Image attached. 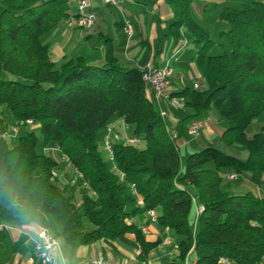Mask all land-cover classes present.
<instances>
[{
    "label": "trees",
    "instance_id": "trees-1",
    "mask_svg": "<svg viewBox=\"0 0 264 264\" xmlns=\"http://www.w3.org/2000/svg\"><path fill=\"white\" fill-rule=\"evenodd\" d=\"M164 1L173 8L170 32L194 45L203 80L202 88L188 87L172 96L193 110L187 119H203L215 108L227 124L222 141L245 147L247 159L208 147L182 165L142 71L119 64L111 39L105 38L102 65H90L83 56L60 68L52 61L50 46L41 39L71 18V0H0V108L9 111L15 127L31 122L40 132L10 137L0 118V218L14 223L42 213L61 225L60 237L71 249L132 233L145 259L161 241L147 242L130 221L154 210L159 226L180 239L172 264H220L222 258L231 264H261L264 203L252 192L232 194L222 184L227 174L264 173V125L252 138L247 135L252 122L264 115V0L223 10L220 18L228 29L219 33V55H211L215 43L210 33L191 16L193 0ZM117 121L141 143L117 144L111 162L99 138ZM18 138L16 146L8 141ZM46 147L59 148L82 174L78 182L88 188L81 205L72 193L77 186L61 188L52 180L58 164L40 151ZM133 185L144 206L132 194ZM195 206L203 211L192 228Z\"/></svg>",
    "mask_w": 264,
    "mask_h": 264
},
{
    "label": "crops",
    "instance_id": "crops-1",
    "mask_svg": "<svg viewBox=\"0 0 264 264\" xmlns=\"http://www.w3.org/2000/svg\"><path fill=\"white\" fill-rule=\"evenodd\" d=\"M91 3L97 16L93 30L72 29L68 26L69 19L63 20L55 29L63 49L59 66L79 56H83L90 65L104 64L106 52L104 41L105 38H109L114 46L115 57L124 68L162 69L170 64L172 72L168 93L171 95L193 87L196 80H201L203 83L196 63L197 51L183 34L176 36L170 32L169 28L174 18L173 8L164 0H123L119 7L104 6L101 0H91ZM75 12L76 6L72 3L70 15ZM124 19L129 20L135 28V35L131 40L127 39L123 31ZM56 66L58 67L57 64ZM147 93L151 99L149 91ZM163 107L168 112L166 119L168 128L171 130L183 128L187 131V126L193 119L185 120L178 114L179 111L175 112L176 110L173 111L165 105ZM15 123L17 125L16 121ZM22 128L25 129V134L39 130L38 125ZM213 134L214 131L208 122L202 135L211 142ZM10 140L15 141L8 139ZM178 144L183 147L187 144V140L179 137ZM48 149L40 151L54 161H59L61 153L54 147ZM228 154L240 160L248 157V152L246 155H238L237 151L235 153L231 150ZM58 171L67 173L66 178L70 175L75 179L74 171L67 168L65 163L58 166ZM243 181L244 183L236 185L234 183L237 180L229 182L224 179L222 187L232 194L252 192L264 203V173L246 177ZM60 184L63 187L64 184L70 185L65 179ZM77 189L74 187L72 193L76 195ZM190 190L195 193L193 188ZM80 203L82 202L78 204ZM56 222L39 212H32L14 223H5L0 218V264H47L42 261L35 249L38 234L46 228L51 230L61 242L62 255L59 264H90V260L99 255L104 256L106 264H143V262L172 264L178 254L179 237L173 230H164L159 226L158 221L151 220L145 213L131 219L130 222L142 230L147 242L161 241L145 259L140 258L141 246L132 233L115 240L103 239L71 249L60 237L62 228ZM85 225L88 230L92 229L91 224Z\"/></svg>",
    "mask_w": 264,
    "mask_h": 264
},
{
    "label": "built area",
    "instance_id": "built-area-1",
    "mask_svg": "<svg viewBox=\"0 0 264 264\" xmlns=\"http://www.w3.org/2000/svg\"><path fill=\"white\" fill-rule=\"evenodd\" d=\"M123 0H101L104 6L119 7ZM72 3L76 6V12L68 20V26L72 29H80L85 31H91L94 29L97 21L96 13L93 10L91 0H72ZM123 31L127 36L128 40H131L135 35V28L133 24L127 20H123ZM142 79L146 85L147 91L151 94V100L156 104L160 111V115L164 121L168 117L167 110L164 109L163 105L167 108H171L176 111H184L186 109L185 100L172 96L168 93L170 86L171 67L168 64L166 67L159 68H148L141 70ZM202 81L196 80L193 83L194 89L202 88ZM28 124H32L28 122ZM23 126V124H21ZM208 126L206 119H196L191 121L187 126V135L192 140L200 138L203 132ZM18 135V127H14L9 133L10 137L16 138ZM170 138L173 142L176 150H180L178 144L179 136L175 130H170ZM141 143L139 137L135 136L130 132L129 127L123 121H117L110 124L105 130L104 141L102 144L103 150L109 156L111 162L114 161V148L117 144H124L126 146H137ZM55 150L61 153V162L65 163L67 167L74 171L75 179H72V185L77 184L79 180H82L83 176L78 172L72 165L70 159L65 156L59 148L55 147ZM123 177V176H122ZM66 176L61 174L58 169L54 171L52 180L58 183L62 188L60 182L65 179ZM229 182L236 181L239 175L236 173L227 174L226 176ZM84 188H88L86 183H83ZM132 194L137 197L138 205L144 206V200L139 196L135 186H132ZM203 209L197 208V214H201ZM146 215L153 221H157V213L154 210H149ZM170 231V229H166ZM35 249L39 257L47 264H59V259L62 255V248L60 240L51 232L49 229H43L38 234V239L35 241ZM90 264H106L104 256L99 255L90 260ZM143 264H156L152 262H143ZM187 264H195L187 260ZM220 264H231L228 259L222 258ZM261 264H264L261 263Z\"/></svg>",
    "mask_w": 264,
    "mask_h": 264
},
{
    "label": "rangeland",
    "instance_id": "rangeland-1",
    "mask_svg": "<svg viewBox=\"0 0 264 264\" xmlns=\"http://www.w3.org/2000/svg\"><path fill=\"white\" fill-rule=\"evenodd\" d=\"M251 4H252V0H193L192 6H191L192 18L202 28H204L205 30H207L210 33L211 39L215 43L213 45L211 51H210L211 55H219L222 53V50L219 47V33L223 30L228 29V25L223 20H221V18H220V15L223 12V10H225L227 8L240 10V9L244 8L245 6L251 5ZM41 40L44 44H48L50 46L51 59L60 68L61 66H59V65H61L60 63L62 61L63 49L60 45V41L58 39V35H57L56 30H53L49 33H46L42 37ZM205 88L206 87L204 86V89ZM175 112H178V111H175ZM178 114L182 118H185V120H189V119H192L193 117L188 118V119H187V117L194 114V112H193V110L187 108L184 111L179 112ZM0 118H4V120L6 121V124L8 126L7 134H9L11 132V130L16 126L14 118L11 116L9 111L5 108H0ZM201 118L208 120V122L210 123V125L214 131V134L211 137V142L209 140H207L205 135H202L200 138H198L196 140H192L191 138L188 137V135L186 133L187 131H185V129H183V128L175 129L176 133L178 134V136L180 138H185L187 140V144L183 147H180V150H179L182 165H185L188 157L192 153L201 151V150L206 149L208 147H214L218 150L225 152L226 154L230 153L231 150H233V152L235 151V153L237 151L238 155H240V154L246 155L247 149L245 147H243L241 145L229 146L222 141V135H223L224 131L227 129V124H226V122L221 120V118L219 117L215 108H212L211 110L204 112L201 115ZM263 125H264V115L256 118L252 122V124L249 126V128L247 130L248 137L252 138L255 134L259 133L261 131ZM27 126H29V125H27ZM30 126H31V124H30ZM22 127L23 126L18 127L19 137H21L25 134V129H23ZM36 133L40 134L39 130ZM18 141H19V138L16 139L15 141L10 140L11 144L14 146H16L18 144ZM103 141H104V137H103V134H101V136L99 138L100 145L103 144ZM143 146H144V144L141 145V147H143ZM48 148H51V147H46V150ZM101 150H102V154L106 158V160H109V156L103 150V148ZM60 157H61V155H60ZM61 158L59 161H56L58 166L62 163ZM66 167H67V165H66ZM209 167H213V164L209 165ZM67 168H69V167H67ZM62 174H64L65 176L67 175V173H62ZM246 177H252V175H249V174L241 175V177H239L237 182L234 184L238 185V184L244 183L243 180ZM73 178L74 177L69 175V177L65 178V180H67L68 183H72ZM75 186H77V188H78L76 191L77 194L76 195L73 194V195H74L75 201L77 203H79V202H82L81 200H82L83 191L85 189L87 190V188H84V186L81 184V182H77V184H75ZM79 205H81V203ZM196 216H197V209L195 206L193 209V215L191 216V219H190V224H191L192 228H194L196 225ZM54 232H55V230H54Z\"/></svg>",
    "mask_w": 264,
    "mask_h": 264
}]
</instances>
